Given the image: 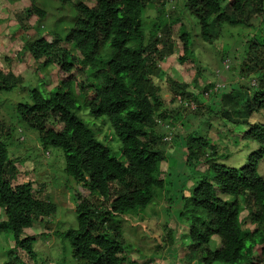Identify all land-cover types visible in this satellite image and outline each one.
Segmentation results:
<instances>
[{"label": "trees", "instance_id": "trees-1", "mask_svg": "<svg viewBox=\"0 0 264 264\" xmlns=\"http://www.w3.org/2000/svg\"><path fill=\"white\" fill-rule=\"evenodd\" d=\"M35 1L15 9L21 33L37 27L30 24L33 18L38 26L45 23L46 12ZM56 1L62 6L70 4V0ZM92 1V5L71 3L73 14L70 11L65 21L69 28L64 37L48 32L45 39L34 32L22 39L21 56L33 60V74L39 81L29 90L27 100L13 108L16 123L36 131L41 148L63 152L64 173L76 184L72 195L76 229L63 234L71 258L76 264H137L127 261L121 227L116 223L120 217L145 210L165 190L166 172L171 169L166 171L163 166L166 158L159 148L163 135L156 127L158 121L170 124L171 113L179 109H173L171 101L177 103L180 98L196 102L190 110L194 116L189 130L178 133L176 139L182 141L184 167L198 181L184 197L181 222L175 220L177 228L165 231L158 249L172 246L184 223L188 233L178 238L189 239L186 261L264 264V176L260 173L264 161V122L260 120L264 117V0H185L176 15L165 13V0ZM149 9L156 13L158 23L146 37L144 15ZM183 14L196 26L197 41L205 44L212 45L222 29L240 28L232 45V71L238 67L236 74L241 71L254 81L252 87L237 79L235 85L215 91L213 73L211 84L203 85L201 94L189 89L169 91L173 96L166 103L157 84L158 63L175 54V42L183 53L179 62L190 54L193 34L179 22ZM177 23L178 29L173 30ZM48 68L57 70V83L49 89L42 75ZM23 83L20 76L0 72V94L19 89ZM168 83L184 88L174 81ZM201 95L208 96L211 105L201 107ZM81 109L93 118H106L120 142L123 161L112 158L110 148L95 138L77 115ZM11 125L0 120V232H9L14 243L8 259L0 264H27L16 252H23L30 262L39 261L33 245L37 238L47 236L27 232L35 230L41 218L46 219L43 227L49 224L56 205L41 195L43 184L40 191L28 181L14 184L22 160L8 156L4 139L11 138ZM210 133L217 140L209 138ZM245 142L254 148L246 146L252 151L244 165H227L231 152ZM203 165L202 171L197 170ZM246 222L254 226L251 231L243 230ZM135 249L144 260L151 253ZM176 253L168 257L174 259Z\"/></svg>", "mask_w": 264, "mask_h": 264}, {"label": "rangeland", "instance_id": "rangeland-1", "mask_svg": "<svg viewBox=\"0 0 264 264\" xmlns=\"http://www.w3.org/2000/svg\"><path fill=\"white\" fill-rule=\"evenodd\" d=\"M184 1L165 0V13L176 15L177 10L182 9ZM27 2L29 3V0H0V72L4 74L11 72L24 80L19 89L16 88L10 92H2L0 94V120L7 125L12 124L9 130L11 138L4 139V143L7 144L8 148V156L10 158L19 157L22 160V162L17 164L18 175L14 184L28 181L33 184V188L36 191H40V185L43 184V191H40L41 195H47V198L56 205V213L48 218L49 224L45 227H43V224L46 223V219L41 218L35 222V230L32 229L27 232L28 235L36 237L40 233H44L47 236L44 239L37 238L33 245L34 251L38 253L39 261L30 262L28 257L20 250H17L16 254L21 261L27 264H76L71 258L70 245L63 237L64 232L68 229H76V215L73 211L72 195L77 190L75 182L64 173V154L60 149L41 148L37 132L26 130L23 125L16 123V118H13V108L17 103L27 100L29 90L35 87V84L39 81L33 74V60L28 59L27 56H21L23 53L21 50L22 39L31 36L34 32L41 34L44 38L46 34H49L48 32H55L64 37L69 28V22L65 21H69L70 11L72 12L71 3L84 2L91 5L94 3L92 0H70V4L62 6L56 0H36V5L46 12L45 23L42 22L43 24L41 23L38 26L37 20L33 18L30 20V24L33 26L37 25V27L32 28L29 32L21 33L16 26L14 12L17 7H25ZM155 16L156 13L153 9L147 10L144 15L146 37H148L149 31L154 26L153 24L158 23ZM179 17H181L179 22L182 27L193 34V42L189 46L190 54H184L185 60L183 62H179V58H182L183 55L180 48L181 45L175 42V54L158 63L159 72L157 75L160 79H158L157 84L164 94L163 97H165L166 103H169L173 96L170 95L169 91L175 93L182 89H189L197 95L201 94L203 85L211 84L210 80L213 79V73L216 76L217 85L215 86L217 89L235 85L238 80L243 82L244 85L252 87L254 81L244 77L241 71L236 74L238 67L235 73L232 71L234 64L232 45L236 34L242 32L237 31L240 28L222 29L212 45L205 44L200 39L197 41L198 37H195V35L198 34V31L196 32V26L188 17L185 14ZM252 22L254 25L256 24L255 21ZM178 27L179 23L174 25L173 30L178 29ZM12 35H14L13 38ZM230 52L231 54L229 55ZM197 66L201 71L197 70ZM202 67H206L207 71L202 70ZM228 69L232 72L228 73ZM56 72L55 68H48L42 72V75L46 77L44 86L47 89L54 87L57 83ZM198 76L196 86L198 88L196 89L193 86H195V79ZM169 81H174L178 85L182 84L181 86H184V88L171 87L168 83ZM177 100L179 106L173 99L171 101V105H174L173 109H179L176 113H171L170 124H167L165 129L159 125L156 127V132L159 135H163L161 139L162 145L159 147L166 158V163L163 166L166 171L168 167L171 169L168 171L169 177L167 176L168 172H166L165 190L145 210L120 217L118 218L119 223H116L121 227V239L128 252H126L127 261H135L137 264H199L193 261H186L184 255L189 239L186 237L183 240L178 238V236L188 233L187 224L182 223L178 236L176 234L178 240L175 239L176 241L172 246L167 245L165 250L158 249L157 246L160 240H164L166 230L177 228L174 221L181 222L182 202L184 203L186 199L184 197H188L194 182L198 181V176L191 175L190 170L184 167L182 147H180L182 141L181 139H178L179 141L176 139L178 133L184 134L189 130L194 114L190 113V110H192L190 102L180 98H177ZM201 100L204 103L201 107L211 105V100L208 96L204 97L201 95ZM193 103L196 105V102ZM194 104L193 107L195 108ZM77 115L92 129L95 138L110 148V156L123 161L120 152V142L106 118H93L84 109L78 111ZM260 120L264 122V117L260 118ZM208 129L209 126L206 125V131ZM208 137L217 140V137L211 133ZM247 145L250 148H254L253 144L245 142L237 150L231 152V157L225 163L236 168L243 166L248 154L252 151L246 147ZM205 167V165L199 166L197 170L202 171ZM260 169L261 175L264 176V161ZM86 195L85 193L83 196ZM253 228V225L246 222L243 230L251 231ZM13 243V237L9 232H0V263L8 259L7 252L13 247ZM135 247L142 249L143 252L148 249L151 253L144 260V258L140 257ZM172 251L177 252L174 259L169 258L171 255L168 257V254H172Z\"/></svg>", "mask_w": 264, "mask_h": 264}, {"label": "clouds", "instance_id": "clouds-1", "mask_svg": "<svg viewBox=\"0 0 264 264\" xmlns=\"http://www.w3.org/2000/svg\"><path fill=\"white\" fill-rule=\"evenodd\" d=\"M29 31H30V30H29ZM49 34H50V33H49ZM49 34H46L47 37L45 36V39L49 38V36H50ZM160 34H161V33H160ZM32 35H33V34H32ZM174 40H175V39H174ZM216 89H217V88H215V91H216ZM176 101H177V100H176ZM190 104H191V103H190ZM191 108L194 109L193 104H191ZM157 125H164V126H166L167 124L158 121V122H157ZM47 220H48V219H47Z\"/></svg>", "mask_w": 264, "mask_h": 264}]
</instances>
